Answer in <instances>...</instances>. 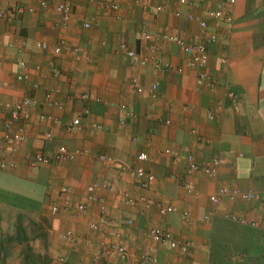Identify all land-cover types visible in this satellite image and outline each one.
<instances>
[{"label":"crops","instance_id":"0c3cea01","mask_svg":"<svg viewBox=\"0 0 264 264\" xmlns=\"http://www.w3.org/2000/svg\"><path fill=\"white\" fill-rule=\"evenodd\" d=\"M40 1L0 0V12L17 3L36 7L31 13L0 17V131L9 105L26 94L35 99L27 140L10 144L0 134V160L19 163L12 172L0 168V202L38 207L45 194L52 204L60 203L55 220L60 235L53 250L69 257L71 264H264L261 205L227 196L217 203L210 199L222 186L259 189L264 185V0H191L187 5L178 0H150L149 5L143 0H68L73 5L68 22L57 10L62 0H48V7H41ZM110 2L119 3L122 19L115 17ZM158 3L164 5L159 12L154 8ZM219 8L225 15L216 18L212 11ZM190 13L207 20L205 34L218 35L209 46L208 72L216 81L214 86L199 85L197 70L187 66L177 44L158 40L154 52L139 34L168 32L190 42L201 40L202 29L188 17ZM87 19L92 20L90 28L84 27ZM43 42L48 48H41ZM123 42L149 56L148 65L133 63L120 49ZM60 44L62 52L56 54L53 49ZM222 58L227 62L222 63ZM156 59L170 67L156 69ZM21 60L32 72L29 81L17 79ZM51 62L60 69L59 76L52 74ZM37 63L43 65L41 71L33 68ZM179 66H184L183 72H178ZM34 82L39 88H32ZM155 82L157 98L151 93ZM136 85L144 90L138 92ZM83 93L91 98L84 100ZM123 103L133 112L123 110ZM85 109L90 112L83 113ZM42 113L54 118L42 120ZM76 115H82V127L67 132L64 124ZM47 131L55 135L54 140L45 139ZM63 143L83 152L74 160L39 168L44 175L37 179L45 182V189L20 188L23 173L38 175L28 158L39 151L53 154ZM142 151L149 154L148 160L139 159ZM189 153L201 163L218 157L217 175L187 173ZM101 154L115 156L118 164L111 166L100 159ZM140 164L157 176L148 190L136 183L132 173ZM94 183L113 184L137 198L153 197L173 204L176 211L163 214L143 202L131 204L104 188L91 194L88 186ZM187 185L193 187L191 191ZM64 186L69 188L65 194L61 193ZM80 202L86 210L75 218L72 208ZM184 211L190 213V220L182 218ZM229 213L240 219L228 218ZM125 217H132L134 223L123 224ZM255 220L256 227L251 225ZM93 223L99 228L92 229ZM152 226L171 231L179 246L154 241L149 233ZM68 229L74 236L64 239ZM110 241L127 245V260L98 258ZM4 264L30 263L7 258Z\"/></svg>","mask_w":264,"mask_h":264},{"label":"built area","instance_id":"2783aa9c","mask_svg":"<svg viewBox=\"0 0 264 264\" xmlns=\"http://www.w3.org/2000/svg\"><path fill=\"white\" fill-rule=\"evenodd\" d=\"M230 3H234L235 0H227ZM179 4L181 5H187L191 3V0H178ZM143 3L145 5L150 4V0H143ZM110 7L115 11V17L117 19H122V15L119 14L117 11L119 9V3L117 2H110ZM41 7H48L49 1L48 0H41L40 1ZM155 11L159 12L164 9V5L162 3H158L155 5ZM36 10V7L33 5L23 4V3H17L16 5L12 6L11 8L7 10H3L0 12V17L3 18H13L18 15H22L26 12H34ZM57 10L62 14L63 20L68 22L71 19L72 13H73V5L68 0H62L57 5ZM176 15L181 16V11H176ZM212 14L216 18H221L225 15V12L219 8L217 10L212 11ZM188 17L192 20H197L199 23L200 28L203 32V37L201 40L190 42L186 40L185 38L179 36V35H173L168 32H160V33H152L150 31H140V36L145 39L148 43H150V47L152 51L157 52V44L156 42L158 40H162L165 42L175 43L177 44L181 50L183 51L185 55V60L187 66H189L192 69L197 70V81L199 85L208 84L210 86H214L216 84V81L210 78L209 72H208V65L210 60V51L209 46L213 43H216L218 40V35L213 34H205L206 30L209 27V24L206 19L196 16L194 13L188 14ZM92 26V20L87 19L84 21V27L90 28ZM42 49L48 48V43L43 42L41 44ZM63 45H56L53 49V51L56 54H59L62 52ZM120 49L124 51L127 56L130 58V60L133 63L140 64L142 66L148 65L150 62V57L147 55L142 54L139 52L136 48L130 47L127 45V43L123 42L120 44ZM76 52L79 51V48L74 49ZM222 63H226L227 59L222 58ZM155 68L164 71L167 70L170 65L167 63H162L160 60L154 61ZM19 66L22 68V71H20L17 74V79L20 81H29L32 78V72L30 69H28L29 65L27 61L21 60L19 62ZM37 71H41L43 69V65L41 63H37L33 67ZM51 72L54 76H59L61 71L57 67H55L54 63H50ZM178 72L184 71V66H179L177 68ZM32 88H39V83L34 82L31 84ZM136 90L138 92H142L144 89L142 86L136 85ZM151 93L153 98H157L159 95V84L158 82H155L152 84ZM51 92L48 93V97H51ZM82 98L84 100L90 99L89 93H83ZM99 100V98L97 99ZM35 103V99L30 94H26L24 98L17 102L16 104L9 105L7 110V117L4 121L3 129L0 131L1 136L5 141H7L10 144H21L25 142L28 138L27 133V124L29 120L31 119V111L30 107ZM48 103L51 104V100L48 99ZM60 107H62V104H60ZM121 108L123 110H126L128 113H132V109L129 108V106L126 103H123L121 105ZM90 112L89 109H85L83 113L88 114ZM215 114L211 113L210 118H214ZM40 118L42 120L45 119H51L54 118L51 115H48L47 113H42L40 115ZM124 122V120L122 121ZM166 123H170V119L166 120ZM82 127V115H76L71 120L67 121L64 124V128L67 132H73L76 129H79ZM94 128H102L101 124H93ZM46 140H54L55 135L51 131H47L45 135ZM134 140H136L134 138ZM5 152L7 149L4 150ZM83 151L81 149H69L66 144H60L56 151L53 154L44 153L42 151L36 152L33 155H31L28 158V165L32 169H37L45 165H51L55 162L60 163L63 161H69L74 160L80 153ZM173 151L171 149H166V153H172ZM100 159L103 161H106L111 166H116L118 164V160L115 156L112 155H106L101 154ZM139 159L141 161H146L149 159V154L145 151H142L139 154ZM188 160V166H187V173H194L198 171H203L204 173L208 175L216 176L219 170L220 166V159L218 157H214L211 161L206 163H201L197 160L195 155L193 153H189L187 155ZM19 166L18 161L14 159L9 158H3L0 160V168L2 169H16ZM136 183L143 189H150L153 187L155 181H156V174L154 171L147 168L144 164H140L137 167H135L132 171ZM98 188H104L109 191L117 192L118 195L122 198H124L126 201H128L131 204H135L138 202H143L147 205L154 206L157 208V210L160 213L163 214H169L176 211V207L173 204H168L165 202H162L160 200H157L150 196H141L140 198L132 196L127 191H119L115 185L113 184H107V183H94L88 186V191L93 194ZM191 185H187V189L189 191L192 190ZM69 188L67 186L62 187L61 193H67ZM224 196H227L230 200H237L241 199L243 201H256L261 205L262 212L264 214V185L259 189H239V188H230L227 186L220 187L216 192L212 193L210 195V199L217 203L220 202ZM104 208V207H103ZM61 210L60 204L55 203L52 205V211L53 213H59ZM86 210V204L83 202L77 203L72 208V215L74 217H77L80 215L83 211ZM227 217L233 220H239L240 218L233 213L227 214ZM182 218L186 220H190V213L188 211L182 212ZM208 219L211 218V215L207 216ZM123 224L125 225H132L134 223V219L132 217H125L123 219ZM251 225L256 227L259 225L258 221H252ZM92 229H98L99 224L93 223L91 225ZM151 237L154 241L158 243H164L169 245L171 248H176L179 246L178 241L174 238V235L171 231L168 229L162 228L160 226H152L149 231ZM64 239H71L74 236V231L72 229H68L63 233ZM104 249L98 255V258L103 257H117L121 260H127L130 256L129 249L126 244L122 242H116V241H110L105 244L103 247ZM183 249L186 250L187 247L184 245ZM61 260H65L64 257H61ZM150 260L152 262H157V258L151 257Z\"/></svg>","mask_w":264,"mask_h":264},{"label":"rangeland","instance_id":"374dc122","mask_svg":"<svg viewBox=\"0 0 264 264\" xmlns=\"http://www.w3.org/2000/svg\"><path fill=\"white\" fill-rule=\"evenodd\" d=\"M35 171L38 172V175L32 172L23 173L20 188L30 192H33L35 187L39 190L45 189V182L37 179L39 175H44V172L39 171V168L34 169L33 172ZM39 182L40 184H37ZM52 201L43 194L40 201L37 202L38 207L33 204L29 205V203L21 207L17 202L15 204L11 201L0 202V264H4L7 258L11 260L24 258L30 264L49 262L71 264L69 257L53 250L58 245L56 236L60 235V231L55 226V220L59 217L60 212L53 213ZM103 209L105 210V208ZM61 257H64L65 260H61ZM101 260H105V257Z\"/></svg>","mask_w":264,"mask_h":264}]
</instances>
